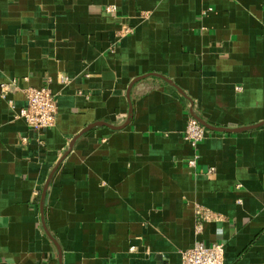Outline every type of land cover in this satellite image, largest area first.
Instances as JSON below:
<instances>
[{"label":"crops","instance_id":"0c3cea01","mask_svg":"<svg viewBox=\"0 0 264 264\" xmlns=\"http://www.w3.org/2000/svg\"><path fill=\"white\" fill-rule=\"evenodd\" d=\"M4 84L0 264H181L198 241L264 264V0H0ZM41 87L58 113L34 133L14 116ZM194 116L243 130H208L190 169Z\"/></svg>","mask_w":264,"mask_h":264},{"label":"built area","instance_id":"2783aa9c","mask_svg":"<svg viewBox=\"0 0 264 264\" xmlns=\"http://www.w3.org/2000/svg\"><path fill=\"white\" fill-rule=\"evenodd\" d=\"M105 11L108 14L116 12L112 6L106 7ZM207 13L208 11H205L202 15L205 16ZM129 34H132V29L123 27L119 31L118 36L124 37ZM59 81L63 84L67 83L65 77H59ZM0 92V97L3 100H7L8 85H1ZM22 92L25 96L26 105L15 114L14 118L23 119L27 128L34 133H40L54 128L58 107L50 90L47 87H41L27 88ZM8 105L10 109H14L12 101H8ZM208 133L209 131L194 117L188 119L183 132V140L194 152L193 158L187 163L190 169L196 166L198 159L196 150L199 144L207 138ZM213 171L214 169L210 168L207 173L211 174ZM196 215L198 216L196 230L199 232L201 223L209 220L211 215L200 208H196ZM180 261L181 264H226L224 260V244L221 242H213L210 245H206L198 241L191 249L180 253Z\"/></svg>","mask_w":264,"mask_h":264},{"label":"water","instance_id":"95a60500","mask_svg":"<svg viewBox=\"0 0 264 264\" xmlns=\"http://www.w3.org/2000/svg\"><path fill=\"white\" fill-rule=\"evenodd\" d=\"M194 118L203 126L205 127L207 130L209 131H215V132H241L243 129H236V130H232V131H228V130H225V129H217V128H213V127H210L208 126L205 122H203L201 119H199L198 117L194 116ZM261 125H264V123L260 124V125H256L254 127H251V128H258L260 127ZM96 126H100V123L99 124H96V125H91L89 127H86V129H84L81 133H85L87 132L89 129L93 128V127H96ZM112 128V127H111ZM123 128V127H121ZM51 178V177H50ZM49 182V180H48ZM48 182L46 183V185L44 186L43 190H42V194H41V200H43L44 196H45V192H46V189H47V186H48Z\"/></svg>","mask_w":264,"mask_h":264}]
</instances>
